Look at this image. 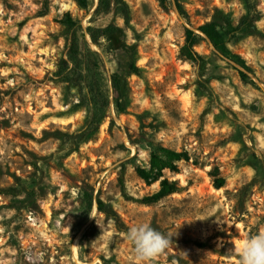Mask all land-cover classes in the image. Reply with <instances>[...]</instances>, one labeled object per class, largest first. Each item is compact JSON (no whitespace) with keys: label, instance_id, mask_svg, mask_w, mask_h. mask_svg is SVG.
Returning <instances> with one entry per match:
<instances>
[{"label":"rangeland","instance_id":"1","mask_svg":"<svg viewBox=\"0 0 264 264\" xmlns=\"http://www.w3.org/2000/svg\"><path fill=\"white\" fill-rule=\"evenodd\" d=\"M84 1L0 0V264H137L126 234L141 224L172 241L153 264H236L239 240L264 232V0L249 10L242 0H179L190 22L174 0H110L107 10ZM66 15L81 28L61 25ZM225 19L256 85L204 36L194 47L203 65L182 54L187 28ZM109 25L119 33L105 40ZM156 144L188 154L179 173H165L182 190L148 205L125 199L120 179L136 198L159 189L136 173L150 169Z\"/></svg>","mask_w":264,"mask_h":264},{"label":"trees","instance_id":"2","mask_svg":"<svg viewBox=\"0 0 264 264\" xmlns=\"http://www.w3.org/2000/svg\"><path fill=\"white\" fill-rule=\"evenodd\" d=\"M162 4H165L167 1L171 0H160ZM243 5L249 10L248 0H242ZM174 6L180 15L181 18L185 19L187 22H190L189 15L184 7V5L179 2V0H174ZM79 5L82 9H86L87 5L84 0H79ZM110 0H99V9H108L110 8ZM68 30H74L79 27V23L72 19L70 15H66L61 21H59ZM224 24V25H223ZM223 24L218 20H213L211 22L205 23L199 26L195 30L186 29V44L182 48V54L188 60L194 63L204 64L205 60L201 55H199L194 47L198 44V41L204 36L212 45L215 51L221 56L222 59L233 63L236 65L235 70L237 71L241 82L245 84L256 85L252 80L255 75L254 70L245 62V60L237 54H234L230 47L229 43L234 37L233 26L229 20H224ZM81 28V27H79ZM91 30L90 28L88 29ZM119 33L118 28L109 25L100 30V37L103 39H108L110 36L117 35ZM92 40L96 43L97 39L91 35ZM82 38L85 39L84 33H82ZM98 45V43H96ZM80 55V42L77 37H74L71 48H70V57L76 58ZM63 64L66 66V61L63 60ZM129 69L132 73L138 74L139 68L135 63H131ZM63 70V69H62ZM112 89L114 93L113 101L115 110L118 114L126 112V106L122 100L124 81L121 76L117 73H114L111 76ZM91 90L94 92V86L91 85ZM101 98H98V106L102 108L108 106L107 100L100 101ZM73 150V149H72ZM68 153L67 155H69ZM182 161H189V156L186 152H179L174 149L165 147L161 144H156L150 149V169L146 170L143 168H137L136 173L139 178L144 180L147 184H152L154 182H159V189L154 193L145 195L141 198H136L127 193L126 186L122 179H120V189L122 196L127 200H132L144 205L158 203L166 197L178 193L182 190V187L177 181H171L166 176L165 173H179L180 163ZM213 177V184L215 188L220 189L225 185V177L220 176L218 169H214L211 172ZM97 208L100 212L104 211V202L101 199H96ZM93 205V200L90 199L87 203V210H91Z\"/></svg>","mask_w":264,"mask_h":264},{"label":"clouds","instance_id":"3","mask_svg":"<svg viewBox=\"0 0 264 264\" xmlns=\"http://www.w3.org/2000/svg\"><path fill=\"white\" fill-rule=\"evenodd\" d=\"M126 238L133 247L137 264H153L172 244L170 238L149 224L130 228ZM229 253H235L236 264H264V232L246 234Z\"/></svg>","mask_w":264,"mask_h":264}]
</instances>
